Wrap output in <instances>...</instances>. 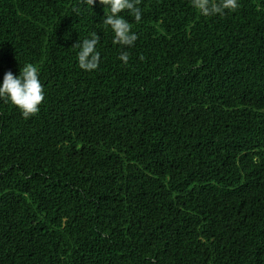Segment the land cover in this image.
Listing matches in <instances>:
<instances>
[{"label":"trees","instance_id":"16d2710c","mask_svg":"<svg viewBox=\"0 0 264 264\" xmlns=\"http://www.w3.org/2000/svg\"><path fill=\"white\" fill-rule=\"evenodd\" d=\"M137 6L121 49L100 3L0 0V81L30 62L45 91L0 100V264H264V0Z\"/></svg>","mask_w":264,"mask_h":264},{"label":"clouds","instance_id":"9594fccd","mask_svg":"<svg viewBox=\"0 0 264 264\" xmlns=\"http://www.w3.org/2000/svg\"><path fill=\"white\" fill-rule=\"evenodd\" d=\"M92 9L95 3L104 6L102 22L113 34V43L121 49L131 48L138 39L130 23L123 13L130 15L136 23L142 18V11L137 6L138 0H84ZM191 6L203 17L222 16L226 12H234L239 8V0H191ZM100 36L96 32L74 44L78 67L85 72L97 70L101 60L97 45ZM117 59L127 65L130 59L127 51L121 50ZM0 100L14 106L22 117L30 118L37 115L45 100L44 86L40 79L38 66L25 62L19 67V74L11 71L4 73L0 81Z\"/></svg>","mask_w":264,"mask_h":264}]
</instances>
